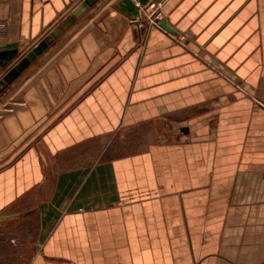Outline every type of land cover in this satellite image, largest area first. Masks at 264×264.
<instances>
[{
  "label": "crops",
  "instance_id": "obj_1",
  "mask_svg": "<svg viewBox=\"0 0 264 264\" xmlns=\"http://www.w3.org/2000/svg\"><path fill=\"white\" fill-rule=\"evenodd\" d=\"M84 1L0 0V264H264V0Z\"/></svg>",
  "mask_w": 264,
  "mask_h": 264
},
{
  "label": "water",
  "instance_id": "obj_2",
  "mask_svg": "<svg viewBox=\"0 0 264 264\" xmlns=\"http://www.w3.org/2000/svg\"><path fill=\"white\" fill-rule=\"evenodd\" d=\"M94 0H85L81 6L85 7L89 5ZM160 2L161 0H120L118 2V7L121 11L127 12L131 17L137 16L139 13V7L149 2ZM75 14L77 10L74 11ZM72 20V17H68L63 20V22L56 27L54 31L51 32L50 35L45 36L42 40H40L36 45L30 49L23 57L18 59V61L9 69V71L4 76L5 83H10L14 80L19 73L28 65V63L36 58L38 54L41 53L43 49H45L50 42L51 36H55L56 32L61 30L63 26H66L68 22ZM160 26L166 28L165 20L160 21ZM18 54V44L17 43H6L0 45V65L5 66L8 62H11Z\"/></svg>",
  "mask_w": 264,
  "mask_h": 264
},
{
  "label": "built area",
  "instance_id": "obj_3",
  "mask_svg": "<svg viewBox=\"0 0 264 264\" xmlns=\"http://www.w3.org/2000/svg\"><path fill=\"white\" fill-rule=\"evenodd\" d=\"M137 16L131 18V22L137 27L145 23L155 27H161L160 21L163 18L160 2L151 1L148 4L139 7Z\"/></svg>",
  "mask_w": 264,
  "mask_h": 264
},
{
  "label": "rangeland",
  "instance_id": "obj_4",
  "mask_svg": "<svg viewBox=\"0 0 264 264\" xmlns=\"http://www.w3.org/2000/svg\"><path fill=\"white\" fill-rule=\"evenodd\" d=\"M12 228V225H6L3 227H0V252L4 249H9V244L8 243H14L12 242L13 240H9L10 237L12 236V232L14 231H10V229ZM15 231L17 230V228L14 229ZM1 261V259H0Z\"/></svg>",
  "mask_w": 264,
  "mask_h": 264
}]
</instances>
